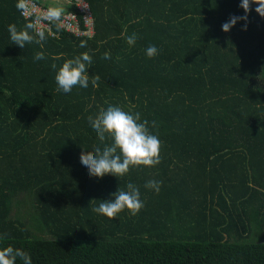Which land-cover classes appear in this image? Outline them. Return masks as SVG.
I'll return each mask as SVG.
<instances>
[{
    "label": "trees",
    "instance_id": "obj_1",
    "mask_svg": "<svg viewBox=\"0 0 264 264\" xmlns=\"http://www.w3.org/2000/svg\"><path fill=\"white\" fill-rule=\"evenodd\" d=\"M89 2L93 37L55 27L59 35L46 34L43 46L21 48L8 27L33 22L19 0H0V248H21L32 264H264V17L257 5L246 31L240 20L225 32L230 17L245 15L242 0ZM149 45L158 49L154 58ZM37 52L45 59L35 60ZM84 52L97 86L57 92L59 68ZM109 106L149 122L161 141L158 165L121 178L89 175L81 153L103 145L88 117ZM149 180L162 181L158 193L145 187ZM129 182L144 205L138 214L109 219L93 211Z\"/></svg>",
    "mask_w": 264,
    "mask_h": 264
},
{
    "label": "clouds",
    "instance_id": "obj_2",
    "mask_svg": "<svg viewBox=\"0 0 264 264\" xmlns=\"http://www.w3.org/2000/svg\"><path fill=\"white\" fill-rule=\"evenodd\" d=\"M252 4L257 5L255 11L261 17H264V0H242L240 7L244 9L245 15L230 17L229 21L222 25L223 31L229 32L240 20L245 21L243 30L246 31L248 14L252 10ZM26 7V0H19L17 8L25 10ZM63 11L61 7H49L37 19L47 20L55 24L57 30H59L63 27ZM8 31L11 44L21 48L33 42L43 46V42L47 39L45 31L37 29L35 23H27L20 30L14 24L9 25ZM136 39V35L133 34L127 37V43L130 46L134 45ZM80 47H87V42L81 41ZM157 54L158 49L155 45L147 47L146 55L149 58H154ZM103 58L110 59V53H104ZM34 59H45L44 53L37 52ZM92 63V56L88 52L65 61L55 76L56 91L69 93L75 86L87 88L90 82L92 86H97L100 80L99 75H93L90 81L88 74ZM51 67L53 70L57 68L55 64ZM88 121L103 145V147L96 145L93 150L81 153L80 161L88 169L90 176L103 178L105 175H113L121 178L127 175L132 168L140 166L154 167L161 162V141L157 135L149 131V122L146 119L141 122L139 112L130 113L119 106H109L106 110L101 109L95 117L89 116ZM152 126H156L155 122L152 123ZM109 139L111 143L106 142ZM161 185L162 181L149 180L145 187L158 193ZM126 189L119 188L118 191L111 194L113 199L102 200L97 207L93 208V211L109 219L117 218L124 210L130 211L133 216L138 214L144 206L140 199L139 188L129 182ZM18 260L22 264H32L31 256L23 249L11 245L0 248V264H17Z\"/></svg>",
    "mask_w": 264,
    "mask_h": 264
},
{
    "label": "built area",
    "instance_id": "obj_3",
    "mask_svg": "<svg viewBox=\"0 0 264 264\" xmlns=\"http://www.w3.org/2000/svg\"><path fill=\"white\" fill-rule=\"evenodd\" d=\"M64 2L71 9H64L63 11L61 30L79 37H93L96 34V19L89 0H64ZM26 5V9L21 10V14L25 18L31 19L36 24L37 29L45 31L52 37L59 35L55 29V24L44 19H37L49 7L54 6L41 4L37 0H26Z\"/></svg>",
    "mask_w": 264,
    "mask_h": 264
},
{
    "label": "crops",
    "instance_id": "obj_4",
    "mask_svg": "<svg viewBox=\"0 0 264 264\" xmlns=\"http://www.w3.org/2000/svg\"><path fill=\"white\" fill-rule=\"evenodd\" d=\"M48 2L52 3V4H51L52 6H55L54 4H57V5H59L60 7H62L63 9H65L66 7H68V6H66L65 2L63 3V2L60 1V0H48Z\"/></svg>",
    "mask_w": 264,
    "mask_h": 264
}]
</instances>
